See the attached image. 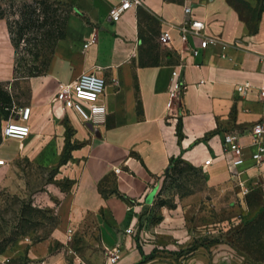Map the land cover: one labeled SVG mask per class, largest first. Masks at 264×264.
I'll list each match as a JSON object with an SVG mask.
<instances>
[{
  "label": "crops",
  "instance_id": "1",
  "mask_svg": "<svg viewBox=\"0 0 264 264\" xmlns=\"http://www.w3.org/2000/svg\"><path fill=\"white\" fill-rule=\"evenodd\" d=\"M141 1L114 21L111 10L121 0H71L91 22L77 15L69 18L67 35L57 44L47 75L32 80V94L25 105L32 110L30 135L4 138L0 144L4 161L26 149L35 151L43 126L66 120L77 135L88 139L72 151L63 170L79 182L82 192L94 189L88 195L97 210L101 243L108 252L117 249L120 256L116 263L107 259L106 264H157L158 259L147 257L158 246L155 201L168 184L173 162L183 160L206 174L209 190L234 186L222 156L206 169L202 163L222 154L225 133L239 131L248 142L252 124L264 118V101L257 90H239L246 83L257 87L264 82V16L253 32L227 0H196L195 16L206 27L186 44L178 31L187 19L182 3ZM143 10L160 20V32L171 30L173 41L169 47L162 46L166 54L157 64L135 67ZM93 34L95 42L85 47ZM190 45L200 49L198 56L191 55ZM175 69L181 71L186 89L180 106L170 111L167 103ZM94 70L106 79L102 101L107 114L102 124L87 129L72 108L64 110L54 98L63 83ZM12 74L9 61L3 64L0 58V81ZM92 132L96 137L89 141ZM19 141L28 148L19 146ZM55 151L53 145L46 153L47 163L60 160ZM191 197L189 201H200L202 192ZM171 219L166 215L164 221ZM43 252L41 246H33L30 255L35 258ZM10 253L9 248L0 254V264H16L18 256ZM94 259L103 258L96 255Z\"/></svg>",
  "mask_w": 264,
  "mask_h": 264
},
{
  "label": "rangeland",
  "instance_id": "2",
  "mask_svg": "<svg viewBox=\"0 0 264 264\" xmlns=\"http://www.w3.org/2000/svg\"><path fill=\"white\" fill-rule=\"evenodd\" d=\"M166 1L183 4V0ZM23 2L0 0V6L13 20L18 18L13 13ZM227 2L251 30L258 31L264 0ZM70 4L69 18L77 15L86 23L91 22L71 0ZM63 7L54 5L59 14ZM140 19L138 60L133 63L135 67L155 65L166 54L159 41L160 20L146 10ZM29 36L33 42L39 39L34 33ZM59 41L39 56L31 44L17 47L12 40L0 42L3 64L9 61L13 67L11 78L0 81V144L6 121L17 117L20 108L29 103L33 78L47 75ZM60 52L67 53L62 49ZM89 125L84 127L97 126ZM76 132L67 120L49 122L37 134L35 151L19 141L27 152L11 156L0 165V254L10 248V256H18L16 264H106L110 253L101 243L97 210L88 195L94 189L87 187L83 193L79 182L63 170V165L72 159V151L88 140ZM95 137L92 132L89 141ZM53 145L60 160L47 163L45 155ZM37 152L42 153L38 156ZM167 177L168 184L159 190L155 201L158 246L147 257L158 259L157 264H264L261 190L246 194L232 184L209 190V177L179 160L173 162ZM197 192H202L200 201H189ZM166 215L173 219L164 221ZM33 246H41L44 252L32 258ZM96 255L103 259L98 262Z\"/></svg>",
  "mask_w": 264,
  "mask_h": 264
},
{
  "label": "built area",
  "instance_id": "3",
  "mask_svg": "<svg viewBox=\"0 0 264 264\" xmlns=\"http://www.w3.org/2000/svg\"><path fill=\"white\" fill-rule=\"evenodd\" d=\"M141 4V0H121L111 10L112 20L118 21L128 9L138 7ZM195 7L196 0H183V11L187 15V19L178 26V31L181 40L186 44H190V37H200L206 27L205 22L195 16ZM95 40L93 34L85 47H88ZM159 41L163 46H171L173 41L171 30L162 31ZM189 51L192 56H198L200 53L198 47L191 45ZM172 76L173 81L167 103L170 111L180 106L186 89L180 70L175 69ZM105 88L106 79L98 71L82 72L74 81L63 83L54 99L62 103L64 110L72 108L85 124L98 126L105 121L107 114L106 104L102 101ZM254 89L257 90L258 98L264 101V82L257 87L251 83H246L239 88L240 91ZM31 114L30 106L21 107L17 117L8 119L4 124L2 136L4 138H27L31 133L29 125ZM249 136L250 140L246 142L244 141V134L239 131L234 130L225 133L222 137V154L205 159L202 168L206 169L213 165L215 160L222 156L226 160L228 172L236 187L246 194L256 190H261L264 193V118L252 124ZM2 164H4V160L0 159V165ZM127 231L131 233L132 228H128ZM109 252L108 259L110 262L116 263L120 257L117 249Z\"/></svg>",
  "mask_w": 264,
  "mask_h": 264
},
{
  "label": "trees",
  "instance_id": "4",
  "mask_svg": "<svg viewBox=\"0 0 264 264\" xmlns=\"http://www.w3.org/2000/svg\"><path fill=\"white\" fill-rule=\"evenodd\" d=\"M54 5L64 6L61 14ZM67 7H72L70 0H24L17 13H13L17 14L18 18L12 20L10 13L0 6V40H12L17 47L22 43L25 46L31 44L39 56L46 47H53L66 37L69 19ZM30 33L39 38L37 42L31 41Z\"/></svg>",
  "mask_w": 264,
  "mask_h": 264
}]
</instances>
